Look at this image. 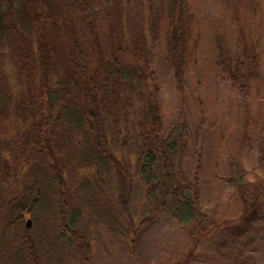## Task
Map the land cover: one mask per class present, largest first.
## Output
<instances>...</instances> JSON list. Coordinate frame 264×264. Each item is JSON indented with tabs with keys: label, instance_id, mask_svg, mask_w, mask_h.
Listing matches in <instances>:
<instances>
[{
	"label": "trees",
	"instance_id": "1",
	"mask_svg": "<svg viewBox=\"0 0 264 264\" xmlns=\"http://www.w3.org/2000/svg\"><path fill=\"white\" fill-rule=\"evenodd\" d=\"M218 1L236 42L215 29L214 66L244 121L226 181L245 214L264 198L261 176L240 159L251 143L249 100L264 81L254 36L263 2ZM197 33L189 0H0V264H94L89 229L102 226L134 251L162 214L192 243L217 231L221 206H202L201 154L190 178L184 125L164 134L154 71L161 46L182 93Z\"/></svg>",
	"mask_w": 264,
	"mask_h": 264
},
{
	"label": "rangeland",
	"instance_id": "2",
	"mask_svg": "<svg viewBox=\"0 0 264 264\" xmlns=\"http://www.w3.org/2000/svg\"><path fill=\"white\" fill-rule=\"evenodd\" d=\"M189 1L198 19L199 43L195 65L187 75L183 92L176 90L161 46L154 50V71L160 91L164 134L167 136L179 123L184 125L189 138L185 171L191 178L200 153L202 206H221L220 227L211 236L192 243L185 231L162 214L142 228L132 251L128 240L99 226L86 230L94 264H175L179 261L181 264H264V198L256 210L244 214L236 192L226 181L229 164L238 154L244 121L236 89L214 66L213 35L215 29H221L233 49L234 31L230 21L223 16L218 0ZM262 2V18L255 22L254 36L264 71V0ZM248 105L251 143L245 146L240 159L251 175L261 176L264 187V171L259 165L264 81L254 88ZM14 233L18 235L16 231ZM35 233L33 229L30 235L35 237ZM5 241L3 234L0 244ZM69 263L81 264L77 258H70Z\"/></svg>",
	"mask_w": 264,
	"mask_h": 264
},
{
	"label": "water",
	"instance_id": "3",
	"mask_svg": "<svg viewBox=\"0 0 264 264\" xmlns=\"http://www.w3.org/2000/svg\"><path fill=\"white\" fill-rule=\"evenodd\" d=\"M26 227H27V228H30V220H28V221L26 222Z\"/></svg>",
	"mask_w": 264,
	"mask_h": 264
}]
</instances>
